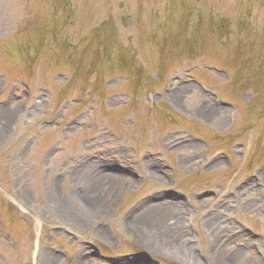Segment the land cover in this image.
<instances>
[{"label": "rangeland", "instance_id": "obj_1", "mask_svg": "<svg viewBox=\"0 0 264 264\" xmlns=\"http://www.w3.org/2000/svg\"><path fill=\"white\" fill-rule=\"evenodd\" d=\"M218 256L264 264V0H0V264Z\"/></svg>", "mask_w": 264, "mask_h": 264}, {"label": "bare ground", "instance_id": "obj_2", "mask_svg": "<svg viewBox=\"0 0 264 264\" xmlns=\"http://www.w3.org/2000/svg\"><path fill=\"white\" fill-rule=\"evenodd\" d=\"M179 95H181V94H179ZM176 96H178V94ZM215 110L216 109L210 107L209 105L208 106L207 105H201V106L199 105L196 107L195 112H199L201 114H209V115L213 116ZM96 173H97L96 171L94 173H90L89 177H91V178L89 179V181H83V183L82 182L80 183L81 186L83 185V187H85V191L83 192V194L80 195V198H79L80 201L77 200L76 204H74L75 206L78 207V209H80V211H83L82 213H76L75 214V218L77 220H80L81 218L82 219L94 218V216H95L93 214V212L89 213L86 206L93 205V207H94V205L99 204V200L96 198V196L94 194L92 195V193H91L92 192L90 189L91 186H88V185H90L88 182L96 183L97 179H100V177H102ZM98 176H99V178H97ZM103 178H105L106 180H109L113 183L114 182L116 183V180H118L117 178L111 177L108 175H105V176L103 175ZM91 185H93V184H91ZM87 187H89V190H86ZM74 205H72V206L74 207ZM72 206H68V208H70V207L72 208ZM96 206H100V205H96ZM155 208H157L159 210L158 207H155ZM154 212H155V210L153 208H149V210L145 211V213H143L139 217V221H138V222L143 223V224H146V223L149 224L148 225L149 227L151 226L152 230L147 232L148 235L144 233L146 235V237L149 239L148 240L146 238L145 241L151 245L156 244L157 242H159L161 240V238H159V236L161 234H164V233L169 234V232H170V227L168 226L169 231H167L166 226L161 225L162 223L160 222V219L157 216H156V220L152 219V220H154L155 223L151 222L150 217L153 216L152 214ZM167 219H172V217L167 215ZM168 223H170V222H168ZM164 227H165V229H164ZM141 229H143V228H141ZM141 229H140V231H141ZM142 232H143V230H142ZM172 250L174 251V253H176L177 255H180V256H185V255L189 256V252H190L189 249H186V250L184 248L176 249V247H174ZM224 259H226L225 256H224ZM214 264H224V263L222 261V258L220 256H218L217 258L214 259Z\"/></svg>", "mask_w": 264, "mask_h": 264}]
</instances>
